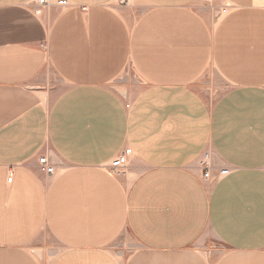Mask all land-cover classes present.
Segmentation results:
<instances>
[{"label": "crops", "instance_id": "0c3cea01", "mask_svg": "<svg viewBox=\"0 0 264 264\" xmlns=\"http://www.w3.org/2000/svg\"><path fill=\"white\" fill-rule=\"evenodd\" d=\"M0 264H264V0H0Z\"/></svg>", "mask_w": 264, "mask_h": 264}, {"label": "built area", "instance_id": "2783aa9c", "mask_svg": "<svg viewBox=\"0 0 264 264\" xmlns=\"http://www.w3.org/2000/svg\"><path fill=\"white\" fill-rule=\"evenodd\" d=\"M53 0H35L36 5L42 7V6H47L49 5ZM132 0H120L121 4H128ZM208 156L205 157L204 161H202V167L205 170L204 176L205 178H210V171H209V163H208ZM126 159L125 157L121 156L118 157L115 161L112 163V169L115 173H120L121 169L125 165ZM40 164L42 167L45 168L46 172L49 174L54 173V167L49 165V162L47 158L43 157L40 159ZM230 171L228 169H223L221 171V175H228ZM12 180V178L9 179V181Z\"/></svg>", "mask_w": 264, "mask_h": 264}, {"label": "rangeland", "instance_id": "374dc122", "mask_svg": "<svg viewBox=\"0 0 264 264\" xmlns=\"http://www.w3.org/2000/svg\"><path fill=\"white\" fill-rule=\"evenodd\" d=\"M213 78L215 79V81L217 80L216 82L218 84H213V86H210V85H206V83H201V88L207 91V94L210 96L211 99L215 100L216 98L221 96L225 91H227L230 85L220 82L216 77ZM211 87L214 88L211 89Z\"/></svg>", "mask_w": 264, "mask_h": 264}]
</instances>
